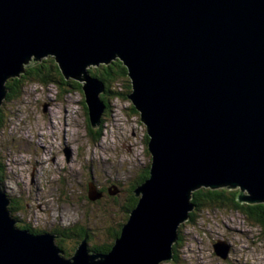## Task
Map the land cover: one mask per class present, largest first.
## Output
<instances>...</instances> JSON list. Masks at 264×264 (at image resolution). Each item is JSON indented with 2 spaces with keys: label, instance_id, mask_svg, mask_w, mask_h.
<instances>
[{
  "label": "water",
  "instance_id": "1",
  "mask_svg": "<svg viewBox=\"0 0 264 264\" xmlns=\"http://www.w3.org/2000/svg\"><path fill=\"white\" fill-rule=\"evenodd\" d=\"M48 57L87 82L94 129L106 106L90 66L123 63L150 177L111 252L83 240L70 258L53 234L16 226L0 181V264H160L173 260L194 192L239 190L240 204H264V0H0V105L7 82Z\"/></svg>",
  "mask_w": 264,
  "mask_h": 264
},
{
  "label": "rangeland",
  "instance_id": "2",
  "mask_svg": "<svg viewBox=\"0 0 264 264\" xmlns=\"http://www.w3.org/2000/svg\"><path fill=\"white\" fill-rule=\"evenodd\" d=\"M34 61L24 68L38 65ZM82 99L78 93L63 94L53 83L28 79L20 92L0 105L4 116L0 181L14 200L11 207L16 226L51 232L67 249L77 242L63 239L58 228L85 226L92 238L90 246L108 244L111 228L126 216L122 209L128 195L112 189L110 196L107 193L102 199L101 187L118 179L129 189L137 179V168L146 167L142 126L135 116H127L126 102L110 99L109 115L100 123L102 134L93 142ZM91 173L102 194L95 201L88 199L87 176ZM194 215L195 223L185 220L178 226L182 234L181 248H176L179 262L160 264H264V231L242 212L198 210Z\"/></svg>",
  "mask_w": 264,
  "mask_h": 264
},
{
  "label": "trees",
  "instance_id": "3",
  "mask_svg": "<svg viewBox=\"0 0 264 264\" xmlns=\"http://www.w3.org/2000/svg\"><path fill=\"white\" fill-rule=\"evenodd\" d=\"M90 76L99 80L104 86V94L100 96V99L104 102L106 106V110L104 112L103 117H107L109 115L111 106L109 104L110 99L116 98L117 101L121 102H129L128 106V117H137V122L141 124L139 114L133 107L131 101L129 100V95L131 93V83L128 77V70L125 68L123 63L119 60L113 61L109 65H101L100 67H94L89 69ZM38 80V82L49 84L53 83L57 85L62 93L68 94H76L78 93L82 98H84L83 90H82V83L73 80V79H66L63 75L59 65L56 63L53 57H48L41 62L38 63L32 69L26 68L25 72L16 79H10L6 87L8 89L7 98L13 96L16 92H20L22 86L24 85L26 80ZM82 104L86 108V104L84 99H82ZM3 112L0 108V130L2 127L3 119ZM89 119V118H88ZM88 131L89 135L93 142L98 141L99 137L102 134V128L94 129L91 127L90 122L88 121ZM146 145L147 154L148 153V137L145 134L144 139ZM151 159V157H150ZM150 164L151 161L147 164L145 171L137 174V179L131 187L127 190L128 197L123 204L124 213H126L125 218L122 222L115 225L111 228V233L109 234L108 244L100 247H92L89 244V241L92 239L90 235V231L84 227L81 228H74L73 230L64 229V232L60 231V234H64L65 231L69 232L67 236L74 237L77 240V243L71 247V249H67L63 244L64 241H57L56 244L59 249L64 252L66 257H70V255H74L78 246L82 243L83 240H86L88 248L96 253L99 254H108L111 252L115 240L121 236L122 228L125 223L128 221L130 217V213L137 207L139 199L135 195V190L141 186L145 181H147L150 177ZM4 184L3 182H1ZM4 187V186H3ZM239 190H228V189H217L212 190L208 188H202L193 193V197L191 203L194 205V210L189 214L190 223H195V215L194 211L198 210H239L242 212L244 217L255 226H258L261 230L264 231V204H255V205H247V204H240L237 200ZM8 195V194H7ZM9 196V195H8ZM116 201L115 198H113ZM10 210L12 212V207L10 206ZM13 217V216H12ZM16 220V219H15ZM20 229H27L28 227H19ZM28 230V229H27ZM33 233H41L34 230H30ZM73 234V235H71ZM77 236V237H76ZM182 240V234L179 231V237L177 242L173 245L174 249V262H179V250L178 244ZM178 247V248H177ZM177 248V249H176Z\"/></svg>",
  "mask_w": 264,
  "mask_h": 264
},
{
  "label": "flooded vegetation",
  "instance_id": "4",
  "mask_svg": "<svg viewBox=\"0 0 264 264\" xmlns=\"http://www.w3.org/2000/svg\"><path fill=\"white\" fill-rule=\"evenodd\" d=\"M144 138H145V135H144ZM147 167V166H146ZM146 167H140V168H137V170H138V173H141V172H143V171H145V168ZM137 173V174H138ZM92 176H93V173H91V174H89L87 177H90V181H89V183L88 184H92L95 188L98 186V183L96 182V181H94V179L92 178ZM124 176V175H123ZM137 176V175H136ZM121 177V176H120ZM128 182H132V180L131 179H129V180H127ZM126 181V182H127ZM123 184H125V182H123L122 183V181H119L118 179H113V180H108L107 181V183H106V185H104V186H102L101 187V190H102V192L104 193V196H103V198L102 199H104L106 196H107V193H108V195L110 196V193H112V189L113 190H116V191H119V195H121L122 196V194H125V195H128L126 192H127V188L123 185ZM109 187V188H108ZM89 188H90V185H87V192H90V190H89ZM109 190V191H108ZM89 194V193H88ZM14 200L12 199V204L14 203L13 202ZM11 204V205H12ZM122 212H124V210L122 211ZM72 228V227H71ZM70 228V229H71ZM67 230H68V228H67ZM60 231H62V232H64V229H62V228H58V229H56V232H60ZM48 233H51V232H48ZM69 234V232H67V231H65V233L63 234V235H59V236H62V238L63 239H65V240H67V241H75V242H77V240L74 238V237H69V236H67ZM71 235H73V234H71ZM77 237V236H76Z\"/></svg>",
  "mask_w": 264,
  "mask_h": 264
},
{
  "label": "bare ground",
  "instance_id": "5",
  "mask_svg": "<svg viewBox=\"0 0 264 264\" xmlns=\"http://www.w3.org/2000/svg\"><path fill=\"white\" fill-rule=\"evenodd\" d=\"M43 147V146H42ZM44 148V147H43ZM45 149V148H44ZM46 150V149H45ZM47 151V150H46ZM46 151L44 152V155L46 154ZM48 163V162H47ZM42 164V163H41Z\"/></svg>",
  "mask_w": 264,
  "mask_h": 264
}]
</instances>
